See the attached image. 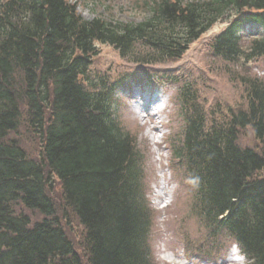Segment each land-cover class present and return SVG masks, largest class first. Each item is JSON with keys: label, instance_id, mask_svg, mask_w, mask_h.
<instances>
[{"label": "trees", "instance_id": "trees-1", "mask_svg": "<svg viewBox=\"0 0 264 264\" xmlns=\"http://www.w3.org/2000/svg\"><path fill=\"white\" fill-rule=\"evenodd\" d=\"M139 23L84 19L71 0H0V264H82L56 217L53 177L86 230L89 264H154L152 212L134 138L113 110L112 93L81 82L95 42L129 57L138 43L147 62L180 59L225 15L236 17L213 42L227 60L264 55V37L244 52L242 28H264V0H149ZM144 61V59H143ZM248 108L207 128L203 114H185L180 145L172 147L195 187L196 215L211 239L228 236L252 264H264V82L244 78ZM189 96V94H187ZM187 100V99H186ZM196 104V101L193 105ZM26 107L40 131L42 159L5 141ZM251 127L261 153L238 144ZM40 213L33 222L23 208ZM215 237V238H214Z\"/></svg>", "mask_w": 264, "mask_h": 264}, {"label": "rangeland", "instance_id": "rangeland-1", "mask_svg": "<svg viewBox=\"0 0 264 264\" xmlns=\"http://www.w3.org/2000/svg\"><path fill=\"white\" fill-rule=\"evenodd\" d=\"M148 1L71 0L86 20L99 17L121 23H139L148 18ZM235 17L225 15L194 41L180 59L165 62H147L149 49L141 43L135 46L131 56L123 57L113 45L95 42L96 53L87 75L81 78L87 90L112 93L117 121L135 140L145 198L152 212L149 241L154 264H226L235 244L225 234L211 239L194 210L195 187L189 180L186 167L172 153V147L180 145L183 140L185 114H203L207 128L226 123L232 114L248 108L244 78L264 82V55L253 60H246L243 56L227 60L214 52L215 38ZM262 37V26L257 23L246 25L241 42L244 52L253 39ZM151 79L158 81L159 85H152ZM131 85L135 86L132 92ZM152 86L162 90L160 87L164 86L166 94L172 98L161 124L160 120L157 122L148 116V112L144 113L146 119L139 118L137 114L142 110L133 109V105H148L140 97L143 93L146 95V90ZM21 110L17 129L10 132L5 141L18 142L29 159L40 161L43 151L40 131L31 126L26 107L22 106ZM238 144L261 153V143L251 127L239 130ZM52 177L51 195L56 204V217L73 242L82 264H89L86 230L67 206L60 181ZM257 178H264V173H257ZM17 212L29 215L33 222L43 218L40 213L26 208L17 209Z\"/></svg>", "mask_w": 264, "mask_h": 264}, {"label": "bare ground", "instance_id": "bare-ground-1", "mask_svg": "<svg viewBox=\"0 0 264 264\" xmlns=\"http://www.w3.org/2000/svg\"><path fill=\"white\" fill-rule=\"evenodd\" d=\"M91 65V64H90ZM90 67V66H89ZM152 83V85H154V84H156V85H159V83H158V81H155V80H153V79H151L150 80ZM130 88H132L133 90L135 89V86L134 85H131L130 86ZM160 88H163V90L162 89H159L158 87H155V86H152V87H150V88H148L146 91H154V92H157V93H163L164 94V97H165V99L166 100H168V101H170L172 98H170V96L168 95V94H166V92H165V90H164V86H161ZM157 90V91H156ZM160 91H162V92H160ZM180 96H182V98H183V95H180ZM187 98H189L188 96H187ZM142 99H144L143 97H142ZM183 100H184V98H183ZM147 100H143V103H147L146 102ZM148 105H146V106H143L142 108H143V111L142 112H140L139 114H137L138 115V117L139 118H143V119H146V117L144 116V114H142V113H152V111H153V107H152V103L151 102H149V103H147ZM115 114V113H114ZM148 116H150V115H148ZM155 118V116H152V119H154Z\"/></svg>", "mask_w": 264, "mask_h": 264}, {"label": "clouds", "instance_id": "clouds-1", "mask_svg": "<svg viewBox=\"0 0 264 264\" xmlns=\"http://www.w3.org/2000/svg\"><path fill=\"white\" fill-rule=\"evenodd\" d=\"M226 264H252L246 253L241 252L239 245L233 244Z\"/></svg>", "mask_w": 264, "mask_h": 264}]
</instances>
